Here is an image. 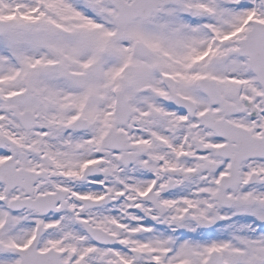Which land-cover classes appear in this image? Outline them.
<instances>
[{
	"label": "snow or ice",
	"instance_id": "6c2138e0",
	"mask_svg": "<svg viewBox=\"0 0 264 264\" xmlns=\"http://www.w3.org/2000/svg\"><path fill=\"white\" fill-rule=\"evenodd\" d=\"M0 264H264V0H0Z\"/></svg>",
	"mask_w": 264,
	"mask_h": 264
}]
</instances>
